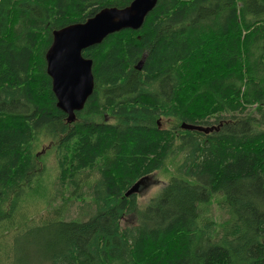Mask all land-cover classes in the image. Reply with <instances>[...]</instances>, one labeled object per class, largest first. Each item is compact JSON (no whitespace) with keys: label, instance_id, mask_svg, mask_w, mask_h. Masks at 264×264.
I'll return each mask as SVG.
<instances>
[{"label":"trees","instance_id":"obj_1","mask_svg":"<svg viewBox=\"0 0 264 264\" xmlns=\"http://www.w3.org/2000/svg\"><path fill=\"white\" fill-rule=\"evenodd\" d=\"M132 2L0 0V264H264V0H158L83 51L95 89L69 121L54 31Z\"/></svg>","mask_w":264,"mask_h":264},{"label":"water","instance_id":"obj_2","mask_svg":"<svg viewBox=\"0 0 264 264\" xmlns=\"http://www.w3.org/2000/svg\"><path fill=\"white\" fill-rule=\"evenodd\" d=\"M158 0H133L126 8H104L84 23H76L56 30L46 52L47 74L52 79V90L57 107L73 121L75 113L84 109L95 89L92 73L93 61L83 56V51L98 45L114 33L122 30H139ZM145 57L138 63L140 70ZM183 129L209 133L212 129L183 124ZM144 178L125 194L129 197L142 193L148 186Z\"/></svg>","mask_w":264,"mask_h":264},{"label":"rangeland","instance_id":"obj_3","mask_svg":"<svg viewBox=\"0 0 264 264\" xmlns=\"http://www.w3.org/2000/svg\"><path fill=\"white\" fill-rule=\"evenodd\" d=\"M49 148V144H44L42 147L38 150L39 157H43L45 159V162L47 164L48 170L45 177V184L47 185L48 189H55L57 188V185H55V177H56V164H55V158L52 156V154H46L47 149ZM166 185V177L163 175V173L155 174L152 178L148 180V186L147 188L139 194V201L142 203V205H145L151 197H153L161 188H163ZM56 203H60V200H57ZM78 204L74 205L72 208L69 218H78V214L80 211H78ZM226 218V215H225ZM9 242V239L1 240L0 239V246H5ZM1 251V247H0ZM1 254V253H0Z\"/></svg>","mask_w":264,"mask_h":264}]
</instances>
